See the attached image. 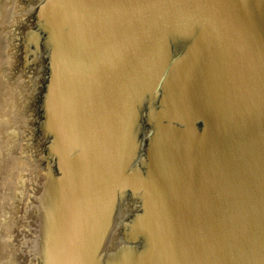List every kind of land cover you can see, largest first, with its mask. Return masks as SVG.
<instances>
[{
  "label": "water",
  "instance_id": "1",
  "mask_svg": "<svg viewBox=\"0 0 264 264\" xmlns=\"http://www.w3.org/2000/svg\"><path fill=\"white\" fill-rule=\"evenodd\" d=\"M0 264H264V0H0Z\"/></svg>",
  "mask_w": 264,
  "mask_h": 264
}]
</instances>
